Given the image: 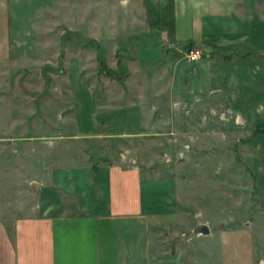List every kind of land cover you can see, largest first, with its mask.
I'll return each instance as SVG.
<instances>
[{
    "label": "rangeland",
    "instance_id": "1",
    "mask_svg": "<svg viewBox=\"0 0 264 264\" xmlns=\"http://www.w3.org/2000/svg\"><path fill=\"white\" fill-rule=\"evenodd\" d=\"M134 4L0 0V219L79 214L123 163L141 170L154 262L222 264L219 233L240 230L264 264V71L188 63L141 37Z\"/></svg>",
    "mask_w": 264,
    "mask_h": 264
},
{
    "label": "crops",
    "instance_id": "2",
    "mask_svg": "<svg viewBox=\"0 0 264 264\" xmlns=\"http://www.w3.org/2000/svg\"><path fill=\"white\" fill-rule=\"evenodd\" d=\"M131 2L144 16L141 37L155 33L169 53L181 56L192 43L203 51L206 68L220 57L226 62L235 57L240 66L249 62L264 71V0ZM105 169L108 183H99L96 174L99 184L87 189L91 194L81 199L85 207L79 214L68 215L59 205L12 225L0 219V264H172L154 262L141 170L123 163ZM211 234L210 228L204 237ZM219 239L222 264H254L250 232L221 231Z\"/></svg>",
    "mask_w": 264,
    "mask_h": 264
},
{
    "label": "built area",
    "instance_id": "3",
    "mask_svg": "<svg viewBox=\"0 0 264 264\" xmlns=\"http://www.w3.org/2000/svg\"><path fill=\"white\" fill-rule=\"evenodd\" d=\"M188 63H196L203 58L204 53L200 48H192L185 53Z\"/></svg>",
    "mask_w": 264,
    "mask_h": 264
},
{
    "label": "water",
    "instance_id": "4",
    "mask_svg": "<svg viewBox=\"0 0 264 264\" xmlns=\"http://www.w3.org/2000/svg\"><path fill=\"white\" fill-rule=\"evenodd\" d=\"M35 190H39V184L38 183H33ZM197 233L202 235V236H208L210 234V228L207 225H201L200 227L197 228Z\"/></svg>",
    "mask_w": 264,
    "mask_h": 264
},
{
    "label": "trees",
    "instance_id": "5",
    "mask_svg": "<svg viewBox=\"0 0 264 264\" xmlns=\"http://www.w3.org/2000/svg\"><path fill=\"white\" fill-rule=\"evenodd\" d=\"M94 42H95L96 45H99L97 41H94ZM96 45H95V46H96ZM193 46H194V45H193L192 43H189V44H187V45L185 46V48H186L187 50H190ZM98 50H99V52L102 53V54L99 56V58L101 59L102 62H104V61H105V55L103 54V52H102L103 50H102V47H100V45H99V49H98ZM102 66L104 67V64H103ZM96 170H98V169H96Z\"/></svg>",
    "mask_w": 264,
    "mask_h": 264
}]
</instances>
